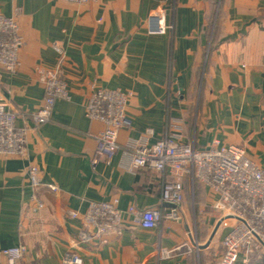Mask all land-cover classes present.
Here are the masks:
<instances>
[{"label":"crops","instance_id":"1","mask_svg":"<svg viewBox=\"0 0 264 264\" xmlns=\"http://www.w3.org/2000/svg\"><path fill=\"white\" fill-rule=\"evenodd\" d=\"M159 7L174 25L164 35L149 31ZM0 15L15 17L24 39L19 71L0 66V103L29 129L23 156L0 155V264H11L4 250L19 245L27 251L15 264H61L72 249L82 264L215 262L228 227L208 212V191L197 183L193 194L189 181L181 219L150 230L125 215L119 230L77 245L81 219L72 211L82 216L90 202L114 199L124 211L156 208L164 180L150 168L131 173L123 150L99 157L89 134L104 126L86 117L85 105L94 86L120 89L130 95L133 123L119 132L121 145L149 128L153 143L170 128L200 149L214 140L243 147L264 167V0H0ZM55 42L66 51L70 99L57 100L52 120L36 126L30 113L44 100L39 73L56 65ZM31 165L40 169L37 185ZM179 246L171 258L158 257L159 248Z\"/></svg>","mask_w":264,"mask_h":264},{"label":"built area","instance_id":"2","mask_svg":"<svg viewBox=\"0 0 264 264\" xmlns=\"http://www.w3.org/2000/svg\"><path fill=\"white\" fill-rule=\"evenodd\" d=\"M74 3L97 2L98 0H65ZM167 8L159 7L149 16L150 33L164 35L174 29L168 21ZM24 39L15 17L0 15V66L10 74H15L21 66L20 50ZM58 60L53 68L40 71L39 81L44 87L42 105L30 113L36 126L52 120L57 100L70 99L63 66L66 51L58 43L53 44ZM130 95L120 89L110 90L94 86L85 105L88 119L104 126L97 134H89L97 144V155L111 159L123 150L129 156L128 170L137 173L150 168L163 178L162 192L158 207L141 210L134 206L126 211L119 208V200L90 202L82 216L72 211V218L81 219L77 235V245H89L103 234L119 230L124 216L129 215L133 222L145 229H156L165 219H181V207L185 201V182L189 181L194 194L197 183L201 184L212 197L207 205L209 213L219 215V225L228 227L221 240V253L211 264L249 263L254 257L264 256V167L260 166L247 153L246 149L234 144H221L214 140L207 148L200 149L193 143L183 141L182 135L172 132L149 143L153 129L145 131L139 140L126 145L118 142L121 130L132 128V119L127 113ZM20 113L0 103V155L20 157L26 152L28 132L26 126L18 125ZM98 160H94L95 165ZM32 184L40 183V169L31 165L28 169ZM49 188L57 191L55 184ZM196 234V231H193ZM181 246L174 249L159 248L158 257L171 258ZM27 251L25 245L5 249L4 254L11 264ZM83 260L76 249L69 250L61 264H82Z\"/></svg>","mask_w":264,"mask_h":264},{"label":"rangeland","instance_id":"3","mask_svg":"<svg viewBox=\"0 0 264 264\" xmlns=\"http://www.w3.org/2000/svg\"><path fill=\"white\" fill-rule=\"evenodd\" d=\"M254 258L250 261L251 263L249 262L248 264H264V256H256Z\"/></svg>","mask_w":264,"mask_h":264}]
</instances>
